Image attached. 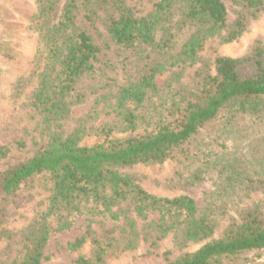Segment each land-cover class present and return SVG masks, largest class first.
<instances>
[{
	"label": "trees",
	"instance_id": "16d2710c",
	"mask_svg": "<svg viewBox=\"0 0 264 264\" xmlns=\"http://www.w3.org/2000/svg\"><path fill=\"white\" fill-rule=\"evenodd\" d=\"M59 1L35 0L36 10L29 23L39 43L34 67L14 82V94L20 95L35 79L28 104L48 133L45 143H34L29 157L0 170V241H5V257L0 264H41L48 258L43 249L50 236L70 228L74 216L81 215H108L112 219L124 215L131 235L121 250L134 247L132 233L138 232L135 220L125 213L128 207L143 220L150 212L158 214L146 223L153 231L152 245L169 233L179 249L189 243H201L174 259L165 252L166 264H239L240 252L264 248V199L241 208L237 217L214 237L218 217L226 213L228 204L238 205L252 191L264 194V153H215L213 163L220 165V172L227 171L225 187L214 194L203 210L187 194L156 196L131 175L118 170L137 163H163L176 154L187 158L188 142L215 120L220 119L227 128L237 114H264V44L256 43L240 58L217 56L213 71L200 55L207 39L222 31L224 42L238 38L249 20L264 11V0H237L244 13L231 24L227 23L222 0H64L57 14ZM100 8L112 10L106 23L112 42L125 49H138L142 54L147 51L146 56L155 54L135 79L99 95L111 94L105 112L119 116L121 130L134 131L139 122H148L150 114L146 117L143 109L159 91L158 75L177 67L172 70L171 80L178 81L186 67L201 64L194 72L197 79L193 87L179 85L170 90L163 115L151 129L110 138L117 125L106 123L96 128L104 139L84 145V122H78L66 133L62 120L73 103L82 101L84 94L77 91L76 85L84 76L95 73L94 61L100 50L77 22V16L81 14L82 19L93 23ZM6 152V147L0 145V157ZM202 170L197 168L190 180H199ZM37 176L49 183L45 207L20 230L6 228L9 203L15 200L21 185ZM224 193L227 197L219 201ZM90 234L87 226L85 233L69 241L66 248L71 252L78 250ZM92 241L91 257L79 254L74 264H103L106 249L113 243L97 237ZM14 249L17 253L10 257Z\"/></svg>",
	"mask_w": 264,
	"mask_h": 264
},
{
	"label": "rangeland",
	"instance_id": "374dc122",
	"mask_svg": "<svg viewBox=\"0 0 264 264\" xmlns=\"http://www.w3.org/2000/svg\"><path fill=\"white\" fill-rule=\"evenodd\" d=\"M227 10V23L231 24L244 13L242 5L237 0H222ZM64 0H60L56 8L59 14ZM36 10L35 0H0V145L6 147L4 157H0V170L18 163L33 153L34 143H45L48 130L40 122V116L28 104V95L35 85V79L26 85L20 95L14 94V82L19 76L27 75L33 66V59L39 46L37 33L30 28V18ZM110 8L98 9V16L93 23L77 16V22L91 35L93 42L99 46L97 59L94 61L95 73L84 76L76 85L78 92L84 94L82 101L73 103L62 126L67 133L80 121L84 122L86 134L81 139V144L92 145L101 142L104 137L96 133V128L109 123L117 125L109 136L110 138H123L128 135L144 133L153 127L163 115V109L168 104L170 90L179 85L191 88L197 77L194 72L201 64L186 67L182 77L172 79V70L164 71L156 78L159 91L151 96L143 109L147 121L138 123L134 131H123L118 125L119 116L105 112V104L112 100L111 94L99 96L108 89L115 91L118 85L135 79L151 63L154 53L146 56L138 49H125L116 45L110 39L106 23ZM220 35L207 39L200 55L204 61L210 63L211 71L217 56L240 58L247 54L258 42L264 44V11L256 18L250 19L246 30L235 40L224 42ZM183 36L177 42L180 45ZM42 64V60L39 62ZM108 84V85H107ZM103 85V87H100ZM106 85V86H104ZM149 123V124H148ZM225 150L242 151L253 154L264 153V114H237L233 121L224 128L220 119L215 120L205 129L195 135L186 145L187 158L176 154L163 163H137L132 166L119 167L124 174L131 175L148 192L161 197H173L180 194L191 196L197 207L203 210L214 194L225 187L227 171L220 172V165L213 163L215 153ZM192 153H195L196 156ZM258 154V155H259ZM208 160V163H207ZM197 168L203 169L202 176L197 181H191L190 175ZM49 183L43 177H34L21 185L14 201L8 205V216L4 226L12 230H20L43 209L49 194ZM227 193L220 196L225 200ZM230 198V194H229ZM264 199L260 191H252L238 205L226 207V213L218 217L214 237H218L227 222L236 218L241 208L251 206L254 202ZM227 200H229L227 198ZM126 208V204H124ZM129 218L135 220L136 235L132 233L136 245L126 250H121L127 238L128 228L124 215L112 219L108 215H81L74 216V223L68 229L53 233L44 246V254L48 257L41 264H74V259L79 254L91 257L94 237L111 241L112 246L106 249L103 264H166L165 252L169 259H174L184 251H192L201 243H189L179 249L173 234L162 237L155 245L150 243L153 231L146 223L157 218L156 212H150L146 220L140 219L127 208L125 212ZM90 226L91 234L76 251L71 252L66 248L69 241L85 233ZM150 231V233H147ZM144 235L147 239H144ZM5 241H0V259L5 255L3 247ZM17 245L16 248H18ZM2 250V251H1ZM17 253L14 249L10 257ZM239 264L264 263V248L244 250L238 254ZM244 259V260H243Z\"/></svg>",
	"mask_w": 264,
	"mask_h": 264
}]
</instances>
